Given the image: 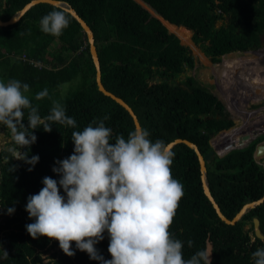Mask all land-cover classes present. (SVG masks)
I'll list each match as a JSON object with an SVG mask.
<instances>
[{
	"label": "trees",
	"instance_id": "1",
	"mask_svg": "<svg viewBox=\"0 0 264 264\" xmlns=\"http://www.w3.org/2000/svg\"><path fill=\"white\" fill-rule=\"evenodd\" d=\"M31 1L1 0V19L8 21ZM60 1L72 5L94 31L105 88L133 108L152 142L162 140L168 145L186 139L206 155L212 150V138L235 126L223 102L194 77L186 76L180 83L176 79L197 62L207 67L226 54L263 50L264 0ZM52 11H63L69 19L59 37L40 28L41 18ZM195 50L198 60L192 53ZM12 79L29 85L27 96L42 118L50 114L55 101L75 119L76 126L55 123L51 132L42 127L32 130L36 142L20 149L28 152L29 159L39 156L32 171H28L31 165L14 159L10 151L0 152V264H101L78 250L75 242L71 245L75 255L69 257L57 240L33 239L26 225L35 218H29L25 208L28 197L44 187L43 178L61 179L52 169L57 160L73 154V131L98 126L108 116L103 122L112 130L110 143H114L120 135L127 140L135 129L133 118L99 91L88 39L79 22L50 4H38L18 23L0 26V82ZM74 80H78V89L60 98V87ZM44 89L48 96L36 100ZM29 111L24 110L25 127ZM263 140L264 136L224 157L215 154L207 164L211 192L231 220L247 203L264 196V158L256 157L257 145ZM171 151V174L183 185L184 195L169 231L183 243L184 258L206 249L212 252V264H254L251 254L264 248V241L254 234L253 221L259 219L264 234V203L235 225L226 224L204 192L196 152L184 143ZM13 166L15 171L10 170ZM58 188L66 199L59 183ZM10 207L15 208L11 215L7 213ZM248 224L251 228L246 230ZM188 240L194 241L191 248ZM109 242L105 231L104 239L95 245L104 260L111 259ZM55 247L58 251L52 252ZM50 252L46 261L43 255Z\"/></svg>",
	"mask_w": 264,
	"mask_h": 264
},
{
	"label": "clouds",
	"instance_id": "2",
	"mask_svg": "<svg viewBox=\"0 0 264 264\" xmlns=\"http://www.w3.org/2000/svg\"><path fill=\"white\" fill-rule=\"evenodd\" d=\"M68 26L63 11H52L40 21L41 31L55 37ZM29 91V85L19 80L0 82V125L10 130L19 146L9 151L14 159L31 165L28 171H32L39 156L29 159L28 152L20 150L36 142L32 130L42 127L51 132L55 123L75 128L76 121L55 101L50 114L42 118L25 95ZM47 96L44 89L35 99ZM25 109L30 110L27 127L22 122ZM103 120L98 126L90 124L72 132L73 154L57 160L52 169L61 176L59 182L43 178L44 187L27 199L25 210L29 218H35L26 225L27 232L33 239L46 236L57 240L69 257L75 255L71 247L75 242L78 250L101 264H212V252L206 249L186 260L183 243L169 231L184 195L183 185L171 174L174 154L169 146L162 140L152 142L143 128H135L127 140L120 135L110 143L112 130ZM10 170L15 171V166ZM14 212V207L7 209L9 215ZM105 231L110 237V260H104L95 247ZM187 244L191 248L194 241ZM251 255L254 264H264V248Z\"/></svg>",
	"mask_w": 264,
	"mask_h": 264
},
{
	"label": "rangeland",
	"instance_id": "3",
	"mask_svg": "<svg viewBox=\"0 0 264 264\" xmlns=\"http://www.w3.org/2000/svg\"><path fill=\"white\" fill-rule=\"evenodd\" d=\"M221 23L219 22L217 26ZM186 34L189 36L190 33L186 32ZM192 53L198 60V50ZM186 76L194 77L214 93L235 121V126L231 130L221 131L222 133L219 132L212 138L214 149L219 156L225 155L228 149L239 145L238 135L244 130L251 131L254 140L264 136V49L253 53L226 54L221 57L219 63L207 67L200 66L197 62L195 68L188 70L176 81L180 83ZM77 89L78 80H74L62 85L58 95L60 98H65ZM29 94L30 91L25 93L26 96ZM259 144H264V140ZM10 148H19V146L12 140L11 133L0 126V152L9 151ZM257 157L264 158V156ZM250 228L251 224H248L246 230ZM58 249L59 247H55L52 252ZM52 252L43 255L46 261L49 260Z\"/></svg>",
	"mask_w": 264,
	"mask_h": 264
},
{
	"label": "water",
	"instance_id": "4",
	"mask_svg": "<svg viewBox=\"0 0 264 264\" xmlns=\"http://www.w3.org/2000/svg\"><path fill=\"white\" fill-rule=\"evenodd\" d=\"M0 2H1V0H0ZM42 3L50 4L52 6L63 9L65 12L70 13L79 22L80 26L82 27V29L86 33V36L88 39V43H89V47H90V54H91L93 63H94L95 68H96V83H97L99 91H101L104 95L110 97L114 101H116L118 104H120L122 107H124L129 112V114L133 118L135 128H142V125L139 121V118L136 115L133 108L125 100L116 96L115 94H113L112 92L108 91L105 88L103 81H102L101 63H100L98 48L96 45V37H95L94 31L88 25V23L78 14V12L72 7V5H70L68 2L60 1V0H32L21 11L17 12L8 21H3L0 17V26L1 27H9L11 25L18 23L30 9H32L34 6H36L38 4H42ZM250 53H253V52H250ZM229 130H231V129H229ZM229 130H225L222 132H226ZM222 132H220V133H222ZM238 139H239V145L238 146L235 145L230 150L228 149V151L225 155H227L228 153H230L231 151L236 150V149L247 148L252 142L255 141L254 137L252 136V132L249 130H244L240 135H238ZM180 143L186 144L188 147H190L191 149H193L196 152L199 163H200L201 179H202V185H203L204 192H205L206 196L208 197V199L210 200V202L212 203L213 207L215 208L219 218L223 222H225L226 224H229V225H235L250 210H252V209H254V208H256V207H258L264 203V196H263L261 199H259L257 201L247 203L241 209V211L236 215V217L234 219L231 220L228 217H226L224 215V213L222 212L220 205L215 200V198L211 192V188H210L209 181H208L207 164L209 162H211L214 155L217 154L215 149H214V145L212 143V140L210 142L211 146H212V150L206 155L202 154V152L200 151L197 144H195L189 140H186V139H176L172 143L168 144V146H169L170 150H172L177 144H180ZM224 149H226V148L224 147ZM225 155L224 154L222 156L220 155V157H224ZM257 156H264V144H258L257 145L256 157ZM253 225H254V231H255L256 237L264 241V234L261 231L260 221L258 218H254Z\"/></svg>",
	"mask_w": 264,
	"mask_h": 264
},
{
	"label": "flooded vegetation",
	"instance_id": "5",
	"mask_svg": "<svg viewBox=\"0 0 264 264\" xmlns=\"http://www.w3.org/2000/svg\"><path fill=\"white\" fill-rule=\"evenodd\" d=\"M251 52H253V51H251Z\"/></svg>",
	"mask_w": 264,
	"mask_h": 264
},
{
	"label": "bare ground",
	"instance_id": "6",
	"mask_svg": "<svg viewBox=\"0 0 264 264\" xmlns=\"http://www.w3.org/2000/svg\"><path fill=\"white\" fill-rule=\"evenodd\" d=\"M255 234V233H254Z\"/></svg>",
	"mask_w": 264,
	"mask_h": 264
}]
</instances>
